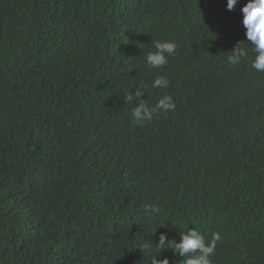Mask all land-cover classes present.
Returning <instances> with one entry per match:
<instances>
[{
  "label": "trees",
  "instance_id": "obj_1",
  "mask_svg": "<svg viewBox=\"0 0 264 264\" xmlns=\"http://www.w3.org/2000/svg\"><path fill=\"white\" fill-rule=\"evenodd\" d=\"M246 2L0 0V264H149L161 233L188 228L220 234L213 264H264V72ZM157 40L177 55L150 69ZM237 43L249 56L232 65ZM165 95L174 110L135 121Z\"/></svg>",
  "mask_w": 264,
  "mask_h": 264
},
{
  "label": "clouds",
  "instance_id": "obj_2",
  "mask_svg": "<svg viewBox=\"0 0 264 264\" xmlns=\"http://www.w3.org/2000/svg\"><path fill=\"white\" fill-rule=\"evenodd\" d=\"M240 0H226V10L232 11L238 5ZM242 19L240 23L246 30L244 35L248 45L252 46L254 57L251 59L250 67L257 72H264V0H247L240 8ZM178 44L174 40H157L154 44V51L146 54L145 62L150 69H162L169 63V58L177 55ZM248 50L244 46L237 43L231 55L227 60L232 65H239L248 60ZM168 79L163 75H157L151 82V87L156 89L167 88ZM147 91V87H139L134 89V95L129 92L125 100L129 104L139 99ZM176 107L174 99L170 95L160 98L154 106L140 102L132 109V116L138 124L151 122L154 116L160 113H167ZM153 212L158 213L159 208L153 206ZM179 241L169 240L168 236L161 233L158 244L155 246L160 251L150 252L149 264H170V258L163 256V250H171L173 256L182 257L184 264H213V256L215 254L217 242L220 240V234L214 232L211 238L206 241L205 235L198 232L195 228H188L184 233L179 234ZM170 243V241H173ZM147 248V245L145 246ZM174 259L171 264H174Z\"/></svg>",
  "mask_w": 264,
  "mask_h": 264
}]
</instances>
